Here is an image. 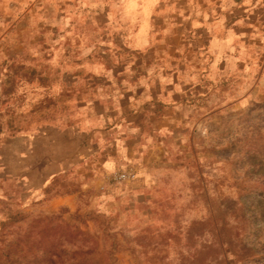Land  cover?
<instances>
[{"label": "rangeland", "instance_id": "obj_1", "mask_svg": "<svg viewBox=\"0 0 264 264\" xmlns=\"http://www.w3.org/2000/svg\"><path fill=\"white\" fill-rule=\"evenodd\" d=\"M117 2L0 0V264H264V2Z\"/></svg>", "mask_w": 264, "mask_h": 264}, {"label": "crops", "instance_id": "obj_2", "mask_svg": "<svg viewBox=\"0 0 264 264\" xmlns=\"http://www.w3.org/2000/svg\"><path fill=\"white\" fill-rule=\"evenodd\" d=\"M90 6V9H85L86 13L85 16H89L91 15V13H101L102 11L104 13H106L107 15V25L109 23H113L114 25V19L117 18L118 13H123L121 10L118 9L116 2L118 0H86ZM252 1H261L264 2V0H252ZM118 3V2H117ZM129 8L132 9L134 8V3L130 2L129 4ZM88 6V5H87ZM75 11V10H74ZM84 9L82 10L83 13ZM152 12V10H151ZM76 13V12H75ZM70 14L71 11H70ZM87 14V15H86ZM122 16V15H121ZM141 18H142V22L139 23V25L137 26V28H135L134 30L130 31L128 29L122 30V31H118L117 34H123V33H130L133 32L131 35L127 36V40L126 42H124L125 47L124 48H129V49H133L136 51L142 50V49H146V48H151L153 46H155L156 43V39L157 37L156 32H155V24L153 23V19H152V13H149L147 15H145V13H141ZM144 19L146 20L144 23ZM75 27L74 25H72V27H69V34L70 37L72 36V38H74L73 42L76 40L78 43L81 42V36H78V30L75 31ZM110 27V26H109ZM107 26L105 31L102 32H111V28H109ZM116 30L114 28H112V32ZM100 32V29H98L95 26H90V46H88V48L90 49V51L92 52L95 49H99V48H106L109 49V43L108 40L106 41H102L101 43L97 42V41H93L94 39H97L98 35L100 36V34L102 33ZM80 34H81V30H80ZM88 35V38H89ZM73 45H69V47H72ZM120 48H122L120 46ZM90 52V53H91ZM97 129H95L94 131H96ZM66 162V161H65ZM112 161L107 160L106 164H105V170L108 173L112 172ZM77 194L76 192H70L67 193L65 195H60L58 196V198H55L53 202H57L58 205L61 206H70L73 207L76 203V198H77Z\"/></svg>", "mask_w": 264, "mask_h": 264}, {"label": "built area", "instance_id": "obj_3", "mask_svg": "<svg viewBox=\"0 0 264 264\" xmlns=\"http://www.w3.org/2000/svg\"><path fill=\"white\" fill-rule=\"evenodd\" d=\"M125 177V175H121L119 178L121 179V178H124Z\"/></svg>", "mask_w": 264, "mask_h": 264}]
</instances>
